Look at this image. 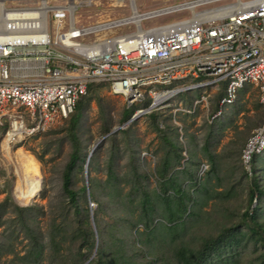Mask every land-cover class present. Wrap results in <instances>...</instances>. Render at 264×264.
I'll list each match as a JSON object with an SVG mask.
<instances>
[{
  "label": "built area",
  "instance_id": "obj_1",
  "mask_svg": "<svg viewBox=\"0 0 264 264\" xmlns=\"http://www.w3.org/2000/svg\"><path fill=\"white\" fill-rule=\"evenodd\" d=\"M64 1L52 6L49 0H0V128L6 127L5 147L67 121L93 84L108 85L126 108L149 101L132 117L155 111L177 94L201 90L196 108L207 102L208 91L223 88L215 118L248 85L259 89L264 112V0H233L198 11L226 0H185L146 13H138L135 0H105L117 8L127 3L131 15L111 20L99 12L100 20L88 27L76 26V11L99 7L103 0ZM184 10L191 12L188 19L141 28L144 20ZM124 25L135 30L115 35ZM161 95L167 97L158 101ZM263 152L264 114L241 152L248 174L252 157Z\"/></svg>",
  "mask_w": 264,
  "mask_h": 264
},
{
  "label": "rangeland",
  "instance_id": "obj_2",
  "mask_svg": "<svg viewBox=\"0 0 264 264\" xmlns=\"http://www.w3.org/2000/svg\"><path fill=\"white\" fill-rule=\"evenodd\" d=\"M184 1L135 0V4L138 13H146L174 6ZM231 1L233 0L216 2L196 10L220 6ZM48 4L52 6L65 4V1L49 0ZM26 5H29V2ZM99 12H106L111 20L131 15L127 3H124L121 8H117L111 7L110 2L103 0L99 7L78 9L75 13L76 26L88 27L96 24L100 20L97 14ZM190 16L191 12L188 10L174 12L144 20L141 22V28L149 29L166 25L188 19ZM66 29L67 25L64 30ZM134 30L133 25H124L114 30V34L124 35ZM112 34L107 32L108 36ZM90 38L88 37L87 40ZM109 91L108 85L93 84L87 97L81 101L82 108L78 110L81 115L78 135L82 141L83 159H87V154H90L91 149L102 138L110 132L114 133L98 144L94 153L91 154L92 158L91 155L88 157L91 158L92 164L91 167L87 166V179L84 168L87 160L82 163L83 169L73 174L75 189L88 185V190L93 191L94 200L89 196L85 200H83L84 198L80 199V204L82 206L87 204L90 223L95 226V218L98 220L97 224L104 231L103 237L108 238L110 232L113 236L124 234L127 238L133 237L136 242L132 244V240H128L124 247V252L128 255L141 249L140 254L143 255L145 261L151 264H172L174 262L172 257H175L177 250L181 248L197 249L203 238L215 236L223 228L242 225V215L248 209L252 212L253 209L260 207L259 222L264 226V199L259 202V196L255 192L250 201V191H255L253 175L247 173L240 160L246 140L251 132L262 123L264 112L260 104L258 88L253 85L246 87L240 92L236 106L223 109L222 114L216 118H213V115L220 93L216 89L208 91L207 102L196 106L194 110V101L202 91L177 94L154 111L158 117L156 122L159 128L162 131H167L166 135L169 139L175 141L174 139L177 137L179 150L182 149V157L185 159V167H189L195 177V182L185 177L183 188L190 193L196 190L197 202L188 204L187 213L183 216L185 223L178 230H173V232L166 230V226L171 227L173 223L167 222L168 225H166L163 221L161 222L162 226L157 224L156 233L150 237L140 234L144 233L142 225L131 229L130 224L125 226L126 224L118 222L120 226H114L113 223L117 222L116 217L125 213L116 212L112 204L108 203L109 198L106 197V193L113 189L112 187L104 189L105 180L110 173L116 174L118 177L127 175V179L131 178L130 164L128 163V150L131 147L132 151L137 152L136 157L139 165L146 174L145 185L149 188L159 189L156 167L161 164L165 152H170L172 149L161 140V134L155 132L154 122L148 116L149 113L140 115L133 121H130L132 116L124 119L128 110L123 99L112 96ZM98 100H100V106ZM211 126L216 131L210 136ZM127 127H130L128 133L121 132ZM5 128V126L0 128V202L9 197L19 205L33 203L41 206L43 208L42 215L39 214L36 223L46 240L52 220L56 223L61 220L62 175L72 151V145L67 136L68 122L65 121L44 133L34 135L8 148L9 151H7L2 138ZM112 135L115 136L114 142L111 140ZM189 153L194 155L192 162H186L190 157ZM22 154L24 158L33 159L35 166L28 169L27 164L24 161L21 162ZM112 158H114L113 168L110 169L109 162ZM213 163H215V167H213ZM110 170L112 171L110 172ZM38 174L42 178L39 195L37 200L30 202L26 196L34 186V179ZM256 177L259 179V185L264 187L262 179L264 171L258 172ZM89 179L92 180L90 188ZM200 185L203 188L201 191ZM129 187L130 184L129 186L125 184L123 193H127ZM216 192H229L231 197L216 196ZM99 202L102 204V210L98 213ZM128 204L131 205L130 200L125 199L124 205ZM11 213L14 215L12 211ZM193 213L195 215L190 216ZM9 215L10 211L6 216ZM135 219L137 217L134 215L129 218V221L133 222ZM174 224L179 226L180 223ZM241 227L245 229L244 226ZM11 230L2 237L5 244L4 248L0 249L1 264H17L16 262L10 263L13 256L8 255L5 251L13 248V251L22 254L27 243L21 232L15 229ZM2 231L3 228H0V234ZM251 249L250 244L241 255L240 264H248L250 259L254 258ZM94 253L91 258L94 257ZM48 263L49 260L44 256L42 264Z\"/></svg>",
  "mask_w": 264,
  "mask_h": 264
},
{
  "label": "trees",
  "instance_id": "obj_3",
  "mask_svg": "<svg viewBox=\"0 0 264 264\" xmlns=\"http://www.w3.org/2000/svg\"><path fill=\"white\" fill-rule=\"evenodd\" d=\"M179 85L181 83L174 84V86ZM188 92L190 91L183 92L182 94H188ZM222 96L223 93L220 91L214 110L215 113L219 109L217 107ZM85 97L77 103L74 113L67 120V136L71 142L72 151L62 175L61 220L58 223L52 220L50 232L46 240H44L43 233L39 230L36 223L39 214L42 215L43 208L41 206L33 203H29L30 205H19L10 200L9 197L0 202V228H3L0 234V249L4 248L5 244L2 237L10 229H12L11 231L14 229L18 230L23 234L24 239L27 240L22 254L13 251V248L5 251L8 255L13 256L10 263L42 264L43 257L45 256L49 260L48 264H151L145 261L143 255L140 254L141 249L135 250V253L130 255L124 252V247L128 240H132V244L136 242L133 237L127 238L124 234L113 236L111 232L108 238L103 237L104 231L97 224L98 220L95 218V226L90 223L87 204L85 203L84 206L80 204V199L82 198H84L83 200L89 196L92 200L95 198L93 191L90 192L88 190V185L82 186L79 189H75L73 186V174L83 169L82 163L87 160V166L91 167L92 164V160H90L92 155L89 159V153L87 154V159H83L82 141L78 135L81 119L78 110L82 108L81 101ZM191 99L192 97L189 102ZM97 102L100 106V100ZM148 104L149 101L138 106L145 108ZM236 104L231 107L236 106ZM138 106L127 108L128 111L124 115V119L133 116ZM148 116L154 122L153 128L155 132L161 134V140L172 149L170 152H165L161 159V164L156 167V175L160 185L159 189L149 188L145 185L144 181L147 180L146 174L139 165L138 158L136 157L137 152L132 151L131 147L128 150L131 178L127 179V175L118 177L116 174L110 173L105 180L106 188L104 187V189H108L109 187L113 189L106 193V197L109 198L108 203L112 204L116 212L125 213L116 217L117 222L113 223L114 226H120L118 222L126 224L125 226L130 224L131 229L142 225L144 233L140 234H144L146 237H150L156 233L157 224L162 226L161 222L163 221L166 225L173 223L171 227L166 226V230L172 232L173 230H178L185 223L183 216L187 213L188 204L197 202L196 190L190 193V191L183 188L185 177L194 182L195 177L191 169L185 167V159L182 157V149L179 150L177 137L173 141L167 137V131H162L159 128L156 122L158 117L154 111L150 112ZM129 131L130 127L121 130L125 134ZM215 131L214 127L211 126L210 136ZM114 138L115 136L112 135L111 140L113 142ZM189 156L186 162H192L194 158L192 153H189ZM113 162L114 158L109 162L110 169L113 168ZM251 162L250 170L251 175H253L255 191H250V201L256 192L259 196V202H262L264 199V187L259 185V179L256 176L258 172L264 171V152L260 155H255ZM213 167H215V163H213ZM262 179L264 180V177ZM91 181L89 179V188ZM125 184L128 186L130 184L127 193H123ZM201 186L200 191L203 189ZM215 195L222 196L223 198L231 197L229 192H216ZM125 199L130 200L131 205H124ZM101 210L102 204L99 202L98 213ZM8 211H10V215L7 217ZM11 211L14 215H12ZM259 213L260 207L255 210L253 209L252 212L248 209L242 215V225L223 228L218 231L217 235L203 238L197 249L181 248L177 250L175 257H172L174 261L172 264H240V257L250 244L252 247L251 253L254 255V258L250 259L248 264H264V226L259 222ZM134 215L137 219L130 222L129 218ZM194 215V213L190 214V216ZM176 222L180 223L179 226H175L174 223ZM241 226H244L245 229ZM64 245L67 246L64 247ZM93 253L95 255L91 258Z\"/></svg>",
  "mask_w": 264,
  "mask_h": 264
},
{
  "label": "bare ground",
  "instance_id": "obj_4",
  "mask_svg": "<svg viewBox=\"0 0 264 264\" xmlns=\"http://www.w3.org/2000/svg\"><path fill=\"white\" fill-rule=\"evenodd\" d=\"M193 5H195V4H193ZM166 97L167 96H165V95H161V96H159L158 101H162ZM7 151H9V149ZM21 158H22V161L21 162L24 161V163L27 164L26 166L29 167L28 169H30L31 167H34L35 166V163H34L33 159L28 158V157L24 158L23 154L21 155ZM41 182H42V178L38 174L36 176V178L34 179V183H33L34 186L28 191L27 196H26V199H28L30 202H33V201L37 200L38 195H39V188H40Z\"/></svg>",
  "mask_w": 264,
  "mask_h": 264
},
{
  "label": "water",
  "instance_id": "obj_5",
  "mask_svg": "<svg viewBox=\"0 0 264 264\" xmlns=\"http://www.w3.org/2000/svg\"><path fill=\"white\" fill-rule=\"evenodd\" d=\"M136 117H138V116H134V117H132L131 118V120L130 121H133ZM112 133H114V132H110L107 136H109V135H111ZM107 136H105L104 138H102L96 145H94V147L92 148V150H91V152H90V154H89V156L92 154V152L96 149V147L98 146V144L103 140V139H105ZM88 156V157H89ZM87 162H86V165H85V178L87 179ZM87 181V180H86Z\"/></svg>",
  "mask_w": 264,
  "mask_h": 264
},
{
  "label": "crops",
  "instance_id": "obj_6",
  "mask_svg": "<svg viewBox=\"0 0 264 264\" xmlns=\"http://www.w3.org/2000/svg\"><path fill=\"white\" fill-rule=\"evenodd\" d=\"M249 86V85H248ZM248 86H245L242 90H240L239 91V95H240V92H242L246 87H248ZM219 91H222V93H223V88H221ZM239 95H238V99H237V101H236V103L238 102V100H239ZM235 103V104H236ZM229 107H231V106H229ZM227 108V107H226ZM226 108H224V109H226ZM195 108L193 107V110H194ZM223 112V111H222ZM214 116V115H213ZM220 116V115H219ZM218 117V116H217ZM216 118V117H215Z\"/></svg>",
  "mask_w": 264,
  "mask_h": 264
}]
</instances>
